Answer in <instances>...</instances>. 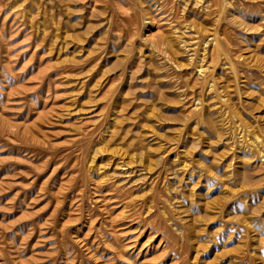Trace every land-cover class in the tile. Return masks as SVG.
Segmentation results:
<instances>
[{"label": "rangeland", "instance_id": "1", "mask_svg": "<svg viewBox=\"0 0 264 264\" xmlns=\"http://www.w3.org/2000/svg\"><path fill=\"white\" fill-rule=\"evenodd\" d=\"M0 264H264V0H0Z\"/></svg>", "mask_w": 264, "mask_h": 264}]
</instances>
